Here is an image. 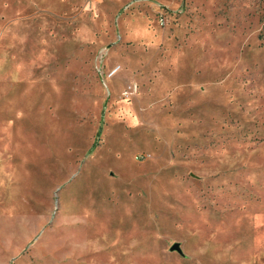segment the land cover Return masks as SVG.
Masks as SVG:
<instances>
[{
	"label": "rangeland",
	"instance_id": "1",
	"mask_svg": "<svg viewBox=\"0 0 264 264\" xmlns=\"http://www.w3.org/2000/svg\"><path fill=\"white\" fill-rule=\"evenodd\" d=\"M0 264H264V0H0Z\"/></svg>",
	"mask_w": 264,
	"mask_h": 264
},
{
	"label": "water",
	"instance_id": "2",
	"mask_svg": "<svg viewBox=\"0 0 264 264\" xmlns=\"http://www.w3.org/2000/svg\"><path fill=\"white\" fill-rule=\"evenodd\" d=\"M171 251H176L178 253H180V248L178 246V244H173L170 248Z\"/></svg>",
	"mask_w": 264,
	"mask_h": 264
}]
</instances>
